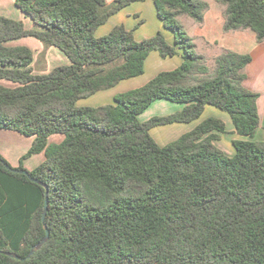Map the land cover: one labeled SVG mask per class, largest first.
I'll return each mask as SVG.
<instances>
[{"label": "trees", "instance_id": "trees-1", "mask_svg": "<svg viewBox=\"0 0 264 264\" xmlns=\"http://www.w3.org/2000/svg\"><path fill=\"white\" fill-rule=\"evenodd\" d=\"M139 1L13 0L32 30L0 16V81L15 85H0V129L34 138L12 169L24 170L31 155L45 158L27 171L40 185L7 170L0 157V251L25 257L49 233L28 260L0 255V264H264L259 95L242 86L251 57L225 51L208 71L179 21L201 24L202 0H152L170 41L161 32L136 40L123 25L95 37ZM216 2L225 8L223 32L250 30L264 42V0ZM22 38L58 49L68 65L33 74L31 50L7 46ZM151 53L181 63L115 94L112 104L77 106L141 76ZM161 99L182 109L140 122ZM206 107L228 115L237 135L232 157L214 144L225 133L218 118L165 146L151 136L153 128L199 120ZM56 135L62 140L48 143Z\"/></svg>", "mask_w": 264, "mask_h": 264}, {"label": "rangeland", "instance_id": "rangeland-1", "mask_svg": "<svg viewBox=\"0 0 264 264\" xmlns=\"http://www.w3.org/2000/svg\"><path fill=\"white\" fill-rule=\"evenodd\" d=\"M202 1L208 4L207 10L204 12V17L206 22L203 21L201 24H197L186 16L179 17V21L182 24L187 35L192 40L193 39L195 40L194 43L198 45L195 46V51L197 54L202 55L204 57V65L211 73L215 68V58L218 55L224 53L226 47L224 49L219 48V46L218 48H213V49L211 47L212 43L210 42V40L217 39L216 34L219 33L220 25H218L217 28H214L213 26V30H212L213 34L210 33L211 35L208 34L206 37L204 36L205 33L202 27L204 26V28H206L205 25L207 26L212 20H215V22L218 23L220 18H222L221 24L222 22L224 24L225 8L221 4L216 2V0H202ZM133 9L140 10L142 14L141 19L143 18L144 22H141V24L139 25H137L139 22L137 21V19L134 18L129 20L125 19V16ZM0 16L22 23L23 27L27 30H29L30 28L38 29L26 15H24L19 9L15 7L14 2L12 0H0ZM122 22L125 28H129V26L135 24L132 27V29L136 26L133 29L134 37L136 38V40H143L155 35L156 32H161L165 36V38L168 41H170L171 33L168 30H165L162 24L160 23V21L157 19L152 0H142L139 2H135L125 10L123 9L116 16L108 20V23L105 26H103L105 28L102 27L98 29L95 33V37L104 35L101 32H104L106 29H111L116 25H123ZM198 25H202V27ZM202 37L204 38L203 40L208 39L210 43H207L205 45V43L200 41ZM12 43L13 42H11V44ZM15 43L16 45L24 46L31 50L32 54L34 55L33 63L31 64V69L34 74H38V75L48 74L55 67L65 66L68 65L69 63L67 58L64 56V54L60 52L58 49L53 47H44L43 44H41L39 41H37L34 38H22L19 39L18 42L16 41ZM15 43H13V45ZM47 52H49L48 56L46 55ZM180 60L181 59L179 56H176L171 59H161L158 57L157 54L151 53L146 60L144 73L141 76L137 78H132L130 80L122 81L109 90L98 92L86 99H82L77 102V106L97 107V106L112 104L113 99H111V96L113 94L123 93L128 90H133L142 87L149 80L155 77L158 73L171 70V68L174 67V64H176V67H178ZM0 85L10 88L15 87L14 84L5 81H0ZM180 106L182 105L175 104L167 100H163V99L157 100L143 113V115L140 117L139 120L140 122H146L154 117H163L166 115L173 114L175 112L180 111ZM208 109H211V111L212 110L216 111L217 113H219V115L224 116L226 118L227 126L225 133L222 134L220 140L216 141L214 144L226 156L232 157L234 155V150L231 146V141L233 137L234 136L237 137V135L234 132L233 133L230 132V129L233 127L231 121L227 114L219 112L213 108H208ZM208 111L209 110L205 109L201 118L191 123L190 126H187L186 124L161 126L151 129L150 134L151 136L155 135L157 137L158 140L157 142L159 145L165 146L175 141L180 136H182L183 135L182 132L184 131L183 130L184 128L191 127L190 129L191 131L202 120L208 117H213L209 115L210 112ZM174 131L176 132L174 133ZM262 133L263 132L261 130L257 132L255 136L256 141L264 142V135ZM33 139H34L33 137H25L15 131L0 129V157L3 158L11 168H17L20 164L19 161L20 158L28 152L33 142ZM58 142H59L58 136H52V138L48 139V143H58ZM44 160H45L44 155L41 153L31 155L27 159L22 161V166L24 170L32 171L38 165L43 163Z\"/></svg>", "mask_w": 264, "mask_h": 264}, {"label": "crops", "instance_id": "crops-1", "mask_svg": "<svg viewBox=\"0 0 264 264\" xmlns=\"http://www.w3.org/2000/svg\"><path fill=\"white\" fill-rule=\"evenodd\" d=\"M106 1H107V3H111L113 0H106ZM128 7H130V6H128ZM116 15H114V16H116ZM141 15L142 14H141L140 10L133 9V10H131L125 16V19H128V20L129 19H132V18L137 19V21H139L138 22V24H139L141 21L144 22L143 18L141 19ZM221 19L222 18H220V20L218 21V23L215 22V20H212L207 26L205 25L206 28H204V26L202 27V25H198V26H201L202 27V29H203V31L205 33L204 36L206 37L210 33L213 34L212 33L213 26H214V28H217V26L220 25L219 33L216 34L217 35V39L210 40V42L212 43V45H211L212 49L213 48H218V46H219V48H222V49H224L226 47V50H224V51H228L229 50V51L236 52L238 54L249 55L251 57V62L243 70V73L245 75V80L243 81L242 86L244 88L252 91V92L257 93L259 95V97L257 99V109H258L260 123H259V128L256 131V134H257V132L259 130H261L263 132L262 134L264 135V42L257 43L256 40H255V34L252 31H250V30H236V31H230V32H226V33L223 32L222 31V24H223V22L221 24ZM203 21H205V17H204V20ZM107 23H108V21H107ZM122 24H123V22H122ZM134 25L135 24H133L132 26H129V28H126V29L127 30H132V27ZM123 26H124V24H123ZM102 27H100V28H102ZM103 28H105V27H103ZM29 30H32V29L30 28ZM109 30L110 29H106L104 32H101V33L106 34ZM138 31H136V32H138ZM203 39L204 38L202 37V39H200V41L203 42V43H205V45L207 43H210L208 41V39L207 40H203ZM16 41L18 42V40H16ZM192 41L194 43L195 40L193 39ZM15 42L13 41V43H15ZM13 43L11 44V42H10V43L7 44V46H19V45H16V43L13 45ZM194 45L196 46L197 44L194 43ZM48 53L49 52H47V54H46L47 56L49 55ZM180 63H181V60H180L179 64ZM179 64H178V66H179ZM174 68H176V64H174V67L171 68V70L174 69ZM35 75H38V74H35ZM114 95L115 94H113L111 96V99H113ZM208 108H211V107H206L205 108L206 110H209L208 111V112H210L209 115H211L213 117H216V118L222 120L223 123L225 124V130H226V126H227V120H226V118L224 116L219 115V113H217L216 111H213V110L211 111V109H208ZM181 109H182V106H180V110ZM140 117H139V119H140ZM175 125H184V124H175ZM186 125L187 126H190V124H186ZM170 126H173V125H170ZM177 128H180V127H177ZM190 129H191V127L184 128L183 129L184 131L182 132V134H185V133L189 132ZM175 132L176 131H174V133ZM230 132L231 133L234 132L233 128L230 129ZM256 134H255V136H256ZM56 136H58V135H56ZM153 136H152L153 139L157 142L158 141L157 140V137L155 135H153ZM58 137H59V142H60L62 140V137L61 136H58ZM50 138H52V137H50ZM235 138H237V137L234 136L233 139H235Z\"/></svg>", "mask_w": 264, "mask_h": 264}, {"label": "water", "instance_id": "water-1", "mask_svg": "<svg viewBox=\"0 0 264 264\" xmlns=\"http://www.w3.org/2000/svg\"><path fill=\"white\" fill-rule=\"evenodd\" d=\"M4 167L9 171H12V172L26 176L29 180H31L34 183L42 185L40 182L34 180L26 170L12 169L7 164H4ZM46 209H47V197H45V201H44V208H43V212H42V216H41L42 222L44 221V218H45ZM48 236H49V233L47 230H45L44 238L40 242H38L35 246H33L30 249L28 255H26L25 257H19L16 254L6 252V251H0V255L10 257V258H13L15 260L24 262V261L28 260L38 249H40L46 243V241L48 240Z\"/></svg>", "mask_w": 264, "mask_h": 264}]
</instances>
